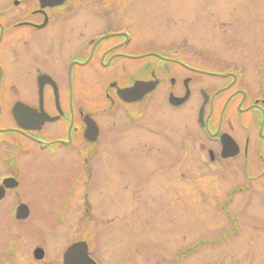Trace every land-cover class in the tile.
I'll list each match as a JSON object with an SVG mask.
<instances>
[{
  "label": "flooded vegetation",
  "instance_id": "obj_1",
  "mask_svg": "<svg viewBox=\"0 0 264 264\" xmlns=\"http://www.w3.org/2000/svg\"><path fill=\"white\" fill-rule=\"evenodd\" d=\"M7 2L0 7V232L11 239L0 247V264H25L20 250L32 245L30 238L37 244L23 254L29 264H66L64 252L82 241L101 264L95 253L104 222L86 223L99 197L96 161L106 135L120 138L127 156L149 168L133 187L126 184L133 192L128 203L142 188H168L174 179L183 187L186 163L205 168L212 172L215 255L226 260L235 245L264 264V76H256L257 86L247 64L203 58L176 35L198 14L153 0H14L11 8ZM153 14L163 23H154ZM230 24L224 33L233 35L238 25ZM259 59L254 66L264 55ZM138 82L149 91L122 95ZM33 158L72 174L56 200L83 205L86 215L78 218L94 239L73 236L69 214L57 216L55 228L46 226L39 238L31 234L38 221L17 211L28 206L20 191ZM101 183L119 188L107 178ZM58 228L64 247L56 256L46 233Z\"/></svg>",
  "mask_w": 264,
  "mask_h": 264
},
{
  "label": "rangeland",
  "instance_id": "obj_2",
  "mask_svg": "<svg viewBox=\"0 0 264 264\" xmlns=\"http://www.w3.org/2000/svg\"><path fill=\"white\" fill-rule=\"evenodd\" d=\"M7 1L0 0V7L7 4ZM216 1L153 0L167 10L184 14L197 13V22L184 20L179 24L176 35L187 37L191 45L207 60L247 64L250 71H247L246 76L248 75L249 79L251 77L253 83L259 86L256 76H264V63L258 66L254 64L264 55V0H226V9H222L224 6H220ZM221 10L227 11L219 13ZM152 16L154 23L162 22L155 14ZM232 20L237 22L239 31L233 35L226 32L225 34L224 27L227 22L230 27ZM217 82L222 86L224 81ZM262 85L264 81H261ZM218 96L219 101L224 100L221 97L223 95ZM198 101L199 97L194 109ZM185 112L190 113L188 107ZM121 145L120 138L106 135L103 154L100 157L102 161H96V174L99 175L94 190L99 192V197L89 208L93 222L86 224H96L97 217L104 222V238L100 240L103 244L99 252L95 253L101 264H177V255L194 246L198 247L184 254L179 264H253V261L254 264H259L257 259L242 254L241 249L235 248V245L233 253L228 254L226 260L221 254L215 255L212 239L218 235L212 228V172L205 168L197 170L186 163L183 187L177 188V181L174 179V185L168 188H142L136 192L138 200L128 203L126 197L133 192L128 190L126 184L131 183L133 187L149 168L139 165L137 158L127 156ZM43 160L39 161L41 164L36 163V158L30 160L29 170L25 171V184L20 191V196L27 202L32 217L38 221L31 234L39 238L46 226L55 228L58 224L57 216L69 214L72 217V223L69 224L73 236L92 239L95 236L93 231L78 218L86 215L83 205L76 202L71 207H65L56 200L64 195L61 189L70 181L72 174L52 164V160ZM103 178H107L114 185L117 184V187L119 185V188L116 187V190L108 189L106 185L104 187L101 183ZM78 198L84 197L80 195ZM58 230L59 228L53 232L49 229L46 233L51 252L56 256L64 247V242L61 241L64 235L57 234ZM3 232H0V247L5 240L11 239L9 233L3 235ZM65 239H69L68 236ZM28 242L32 245L25 243L20 250L22 263L25 264L29 262L23 259V254L37 244L33 238Z\"/></svg>",
  "mask_w": 264,
  "mask_h": 264
},
{
  "label": "water",
  "instance_id": "obj_3",
  "mask_svg": "<svg viewBox=\"0 0 264 264\" xmlns=\"http://www.w3.org/2000/svg\"><path fill=\"white\" fill-rule=\"evenodd\" d=\"M150 85L148 83L144 82H138L136 87L131 90L130 92L127 91H122V95H137L136 98L140 97L142 93H146L149 91ZM153 88V87H152ZM131 97V99H132ZM20 215L22 217H26L29 212L28 208L26 205L20 206ZM66 264H97L88 254L87 252V245L86 243H76L75 245L73 244L72 247H70L66 252H65V262Z\"/></svg>",
  "mask_w": 264,
  "mask_h": 264
}]
</instances>
